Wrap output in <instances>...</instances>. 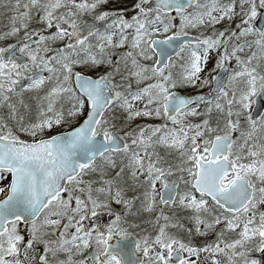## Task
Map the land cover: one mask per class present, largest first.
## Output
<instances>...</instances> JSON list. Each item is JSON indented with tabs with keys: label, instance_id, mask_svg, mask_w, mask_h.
<instances>
[{
	"label": "snow or ice",
	"instance_id": "snow-or-ice-1",
	"mask_svg": "<svg viewBox=\"0 0 264 264\" xmlns=\"http://www.w3.org/2000/svg\"><path fill=\"white\" fill-rule=\"evenodd\" d=\"M0 264H264V0H0Z\"/></svg>",
	"mask_w": 264,
	"mask_h": 264
}]
</instances>
